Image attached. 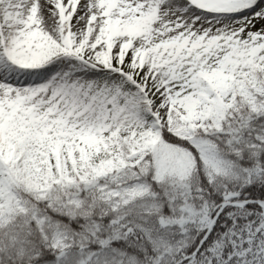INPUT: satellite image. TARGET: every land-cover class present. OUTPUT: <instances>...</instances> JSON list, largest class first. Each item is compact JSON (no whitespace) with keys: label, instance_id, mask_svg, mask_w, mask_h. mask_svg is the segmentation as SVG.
<instances>
[{"label":"snow or ice","instance_id":"snow-or-ice-1","mask_svg":"<svg viewBox=\"0 0 264 264\" xmlns=\"http://www.w3.org/2000/svg\"><path fill=\"white\" fill-rule=\"evenodd\" d=\"M0 264H264V0H0Z\"/></svg>","mask_w":264,"mask_h":264}]
</instances>
